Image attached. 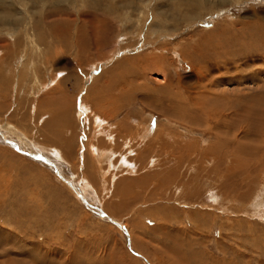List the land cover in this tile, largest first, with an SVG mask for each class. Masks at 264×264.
I'll use <instances>...</instances> for the list:
<instances>
[{"label":"rangeland","instance_id":"1","mask_svg":"<svg viewBox=\"0 0 264 264\" xmlns=\"http://www.w3.org/2000/svg\"><path fill=\"white\" fill-rule=\"evenodd\" d=\"M262 56L264 0H0V264H264V165L210 115Z\"/></svg>","mask_w":264,"mask_h":264},{"label":"bare ground","instance_id":"2","mask_svg":"<svg viewBox=\"0 0 264 264\" xmlns=\"http://www.w3.org/2000/svg\"><path fill=\"white\" fill-rule=\"evenodd\" d=\"M216 54H218V56L216 57V61H215V63L217 64L215 69L221 71L222 69H224L223 68V65H225V67L227 68L228 65H231L232 66L234 64L233 63L234 62V59H229L225 54H223L221 52H217ZM223 56H225V61L223 60L224 63H222L223 61L220 63V61H218V60H220V58H222ZM209 58L210 57H208V61L206 60L205 62H207V63L210 62V59ZM262 58H264V57L262 56ZM239 59H243V58L240 57ZM214 60H215V58H214ZM241 61H243V60H241ZM226 63H227V66H226ZM203 64H204V68H205L206 71L203 70V69H199V72L197 73V76H198V78H199L200 81L206 80L208 77H210V76H208V73H210V72H208L207 69H206L207 68L206 67L207 64H205V63H203ZM258 74H263V73L257 71V73L254 74V78H256L255 79L256 81L258 80V77H259V76L257 77ZM248 78H250V74H249V77H247V79ZM218 79H220V78H218ZM255 82L252 83V82L249 81L248 83L249 84L250 83L251 84H254ZM242 85H244V84H242V83L241 84H236L237 87L234 86L233 88L230 89V91H232L233 93H236V94H240L241 95V96H238L236 98V101H237V104H238L237 107L239 106V108L237 110L234 107H232V106L229 107L228 105L223 104L222 108H217L215 110V112L212 113V114H210V115L211 116H215V117L217 116L216 118H218L220 116L219 117L220 119L217 120L216 122H214V125H215L216 128H220L221 126H227V125H231L232 127H235V130H233V132L231 133V137H229V134L230 133L228 134V137H227L228 139L226 141H225V138L224 137L223 138L222 137L219 138V136L217 134V136L219 138L218 140L219 141H222L223 142V145L229 143V145L230 144L231 145H234V146H236L239 149V150H237V149L235 150L237 152V155H238V157H236L235 161H234V159H231V156L232 155H230V153H232V152H230V153L228 152V153H226L224 155L222 154L223 156H225V159H224V162L225 163H227L229 161H231V162L233 161V163H235L236 160H238V162H236V163H242L241 165H243V164L244 165H248V164H252V163L255 164V165H257V164L259 165L260 163H261V165H264V135L261 134V131L263 130V127H264V94H263L264 87L263 86H260V85H258L256 83V84H254L255 86H253V88H251V87H245V89H243L244 87L241 88ZM227 86H228V84H227ZM243 90L244 91L246 90V92H250V93L252 92V94L254 93L255 95L242 94L243 93ZM202 94H204V93H202ZM207 94L209 95V93H207ZM261 94H263V95H261ZM206 97L209 98L208 96H206ZM202 98L204 99V97H202ZM198 99H199V97H198ZM199 101L197 103H195L194 106H196L197 108H200L201 110H205L206 111L207 110V108H205L206 105L204 103H200ZM244 103H247V104L243 105ZM247 105H248V107H247ZM183 106H184V104H183ZM197 108H195V110ZM182 110H183V108H182ZM258 120L259 121L261 120L260 121V124H259V121ZM240 129H241V133H243L244 136L241 139L235 138L234 136H235L236 130H240ZM222 132H225V131H222ZM225 135H227V133ZM169 142H170V140H169ZM221 146L222 145H220L219 147H221ZM212 147H213V145H212ZM96 149H98V148H96ZM210 149H212V148H209L208 149L209 152H211ZM203 152H202L203 153L202 155H199L198 154V156H197L198 159L196 158L197 160H199L200 158H202L203 161H207V162H209V161H211V162L212 161L213 162H218V163L219 162H222V161H220V157L221 156H216V157L215 156H212V157L208 158L207 156H208V153L209 152L208 153H206V151H203ZM98 153H100V154L98 155V154H96L94 152V155H95L94 158H97V156L100 157L102 155H108L110 152L109 151H106V152L103 151V153H102V151L98 150ZM248 153H250V154H248ZM212 154H213V152H212ZM209 164H210V162H209ZM211 165H213V164H211ZM218 166H220V164H218ZM177 177H179V176H177Z\"/></svg>","mask_w":264,"mask_h":264}]
</instances>
